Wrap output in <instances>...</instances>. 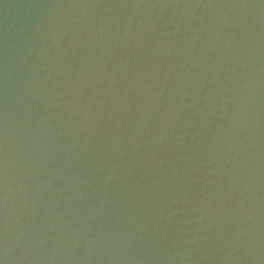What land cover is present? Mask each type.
I'll return each mask as SVG.
<instances>
[{"label":"water","instance_id":"1","mask_svg":"<svg viewBox=\"0 0 264 264\" xmlns=\"http://www.w3.org/2000/svg\"><path fill=\"white\" fill-rule=\"evenodd\" d=\"M5 220L8 264H264V2L0 0Z\"/></svg>","mask_w":264,"mask_h":264},{"label":"clouds","instance_id":"2","mask_svg":"<svg viewBox=\"0 0 264 264\" xmlns=\"http://www.w3.org/2000/svg\"><path fill=\"white\" fill-rule=\"evenodd\" d=\"M4 174L5 176L7 175V158L5 157V160H4ZM3 186H4V191H3V198L6 200L7 197H8V191H7V180L5 179L3 181ZM4 233H5V236L3 238V241H2V255H0V264H8V261H9V244L7 242V223H6V220H5V227H4Z\"/></svg>","mask_w":264,"mask_h":264},{"label":"snow or ice","instance_id":"3","mask_svg":"<svg viewBox=\"0 0 264 264\" xmlns=\"http://www.w3.org/2000/svg\"><path fill=\"white\" fill-rule=\"evenodd\" d=\"M262 2H264V0H262Z\"/></svg>","mask_w":264,"mask_h":264}]
</instances>
